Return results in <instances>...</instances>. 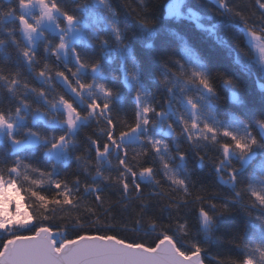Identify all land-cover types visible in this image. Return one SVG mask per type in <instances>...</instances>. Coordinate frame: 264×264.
<instances>
[{"label": "trees", "instance_id": "trees-1", "mask_svg": "<svg viewBox=\"0 0 264 264\" xmlns=\"http://www.w3.org/2000/svg\"><path fill=\"white\" fill-rule=\"evenodd\" d=\"M106 1L112 14L95 0H57L60 9L81 21L82 38L72 46L76 57L98 62L96 68L111 64L119 73L123 69L134 73L135 87L145 93L155 110L164 111L173 104L172 83L191 76L188 59L194 55L212 85L213 91L205 89L210 92L218 121L228 127L232 123L242 126L255 136L257 144L241 156L237 149L229 150L233 142L228 136L194 137L190 142L178 122L170 118L176 138L175 144L169 141L166 152H154L146 139L148 135L142 133L139 140L120 142L128 149L124 167L120 166V150L113 147L100 156L102 174H97L95 149L87 136L104 142L107 129L103 117L98 121V114H93L71 131L65 122L66 112L53 108L63 95L87 113V101L80 102L55 70L68 72L64 79L76 90L80 89V81L89 83L90 87L83 89L98 100L93 69L82 67L71 57L56 59L60 37L46 29L36 46L29 48L22 34V4L19 0H0V111L8 119L18 114L24 119L12 133L18 146L8 136L0 141V175L7 177L8 166L16 164L18 171L12 178L26 190L33 224L63 229L69 239L79 233L106 234L148 246L165 233L184 251L194 253V246L201 247L204 264H264V204L251 195L254 189L264 196V69L247 39L249 31L240 15L249 25H257L254 30L258 34L264 33V26H260L264 24V10L259 8L264 0H227L233 11L222 6L220 0H183V6H192L201 13L199 19L168 16V0ZM109 16L119 31V39L117 31L105 21ZM141 18L150 23L145 25ZM24 49L34 57L23 55ZM129 60L134 72L129 69ZM45 64L49 65L46 71L52 73L50 77L38 74ZM74 69L78 71L71 75ZM104 127L105 131H101ZM60 135L72 140L66 160L49 155L51 144ZM222 143L228 146L223 151ZM223 152H227L226 157ZM81 153L92 160L87 172L84 161L77 159ZM221 159L218 169L217 161ZM149 165L154 171L150 172ZM169 168L177 178L187 181V193L166 179L164 171ZM230 168L235 171V180L228 172ZM141 169L149 172V179L140 180ZM43 171L51 173V181L41 176ZM133 171L145 185L140 195H136L132 183ZM103 175L109 179L104 181ZM76 177L80 178L79 184L73 182ZM39 179L45 183L36 186L34 181ZM55 179L64 180L73 190L71 202L59 197L63 188L54 187ZM124 179L130 188L127 195L121 190ZM85 183L100 185L99 198L90 188L85 189ZM33 189L60 201L53 200L45 206ZM197 196L203 199L198 201ZM201 204L211 216L208 228L198 209ZM225 205L227 211L223 210ZM19 230L14 227L10 233L0 231V246Z\"/></svg>", "mask_w": 264, "mask_h": 264}, {"label": "snow or ice", "instance_id": "snow-or-ice-1", "mask_svg": "<svg viewBox=\"0 0 264 264\" xmlns=\"http://www.w3.org/2000/svg\"><path fill=\"white\" fill-rule=\"evenodd\" d=\"M33 0H19L20 4H30ZM34 2L39 6V15L36 17L37 24L29 25L25 23V31L26 34L31 39L30 32L34 30L40 20L47 18L48 20H53V11L60 10L63 11V15L68 25H71L76 19L75 16L60 9V6L57 3V0H34ZM101 3H106V0H101ZM222 6L228 8L229 11H233L229 6L227 0H220ZM259 8L264 10V3H259ZM242 18L245 21L246 29L252 34L255 38L257 36H264V33L258 34L257 30H254L257 25L253 23L249 25L248 20L240 13ZM22 21H27V17H20ZM261 19H264L262 17ZM142 23L145 25L149 24L145 18L140 19ZM260 26H264V24H260ZM113 29L117 31V39H119V31L116 29V26L113 25ZM65 42L63 37L60 42L56 45V48L63 49L65 48ZM260 51L261 61H264V47H260L257 45ZM56 49H53L55 52ZM23 55L26 57H34V53L30 52L28 49L23 50ZM77 62L82 67H88L95 70L97 63H89L86 60H82L78 55L76 57ZM49 68L48 64H45L38 72L41 76L50 77L52 73L47 72L46 70ZM78 69L71 70V75H75ZM55 74L64 79L67 78L68 72L60 71L59 69L55 70ZM135 75L134 73L132 74ZM193 77H196L198 82L206 87L209 91H213L212 85L209 79L204 75L203 72L192 71V75L186 77L188 81H192ZM167 79V78H166ZM81 88H89L90 84L80 81ZM100 92L104 94L105 100L103 103H100L98 100H92L90 102H85L89 111L87 113H82L80 109L76 106L74 101L68 100L65 96L60 95L58 97V102L64 105L66 110L65 122L69 129L74 128L76 121L80 118H87L92 116L93 114L97 115V120L99 121L100 117H103L104 125L107 129V137L102 143L99 139L95 137L87 136V139L91 142L92 147L95 149L96 159L95 163L97 165V174H102L100 171V167L102 165V161L100 160V156L102 154H106L107 151L111 148L119 149L120 152V166L124 167L125 165V157L128 149L126 147H122L119 143V138H122L128 135L130 132H135L140 124L143 123L145 125L154 123V121L150 120V114L155 110L152 105L147 103L142 105V113L138 111L135 116L134 123L131 124L127 130H121L116 133V125L117 119L113 117V114L108 111L109 105L111 101L107 99V97L111 96L113 93L111 90L107 89L104 84L100 83L97 85ZM80 89L78 88L77 91ZM138 94V101L139 96ZM189 102H192V98L189 97ZM51 104L55 105L57 101H50ZM157 114L160 112L157 110ZM183 119V117H181ZM264 124V122H261ZM7 125L10 129L14 127L13 123L8 119V115L4 112L0 111V127ZM184 128L187 129L189 127V122L184 121ZM105 127L100 129L101 131H105ZM206 129H211L213 133L216 132V129L211 128V125H205ZM224 135L228 136L229 139L232 140V146L229 147L237 149L241 156L247 154L253 145L257 144V139L255 136H237L234 133L229 131L221 130ZM190 142L191 140V134ZM14 142H19L17 138L10 137ZM150 144L152 145L153 151H158L161 141L156 138L147 137ZM72 140L69 139L67 135H60L55 141L51 144L52 148H56L58 144H63L65 147ZM163 147L167 149L168 145L166 143L163 144ZM228 147L225 144H221L220 148L225 149ZM146 154V153H145ZM181 157H183L184 153H179ZM203 158V153H200ZM223 156H227V152H223ZM77 159L81 162L84 161V171L87 172V165L92 163V160L85 158L84 154L81 153L77 156ZM163 160L164 158L161 157ZM167 163V161H165ZM222 163V159L217 161V168L219 169ZM9 172L6 175H0V189H3V198H4V208H5V216L8 218L16 217L17 203L19 202L21 206V212L24 209L29 210V204L26 203L28 196L26 194V190L20 185L19 182L15 181L12 178V175L18 171V166L16 164H12L8 166ZM149 170L154 171L149 165ZM233 180H235V171L234 169H228ZM42 177H47L49 181L52 180L51 173L48 171H43L41 173ZM164 176L168 181H170L173 185L177 186L179 189L183 190V192L187 193L189 191L188 183L186 180L179 179L175 175L174 171L169 168L167 171H164ZM109 177L107 175H103V180L107 181ZM149 179L145 175V169L140 170V180ZM74 183L79 184L80 178L76 177L73 181ZM151 182V181H149ZM159 183V181H156ZM36 186L42 185L45 183L44 179H39L34 181ZM136 195H140L144 186L140 183L139 180L136 179L135 171H133V181H132ZM54 187L56 189L63 188L62 192H59V197H63L65 200L71 202L73 200V190L68 187V183L61 179H55ZM86 190L89 188L97 195L99 198L100 185L93 184L89 185L87 183L84 184ZM121 190L125 195L130 191L128 180L124 179L122 181ZM35 195H38L45 201V206L47 203L55 200L59 202L60 199L58 197H48L42 193H36L35 190H32ZM78 191V189H77ZM203 192V189L200 190ZM253 197L260 200L261 204H264V196H261L260 193L256 192L254 189L251 192ZM196 199L198 201L203 199V196H197ZM200 213L203 215V222L207 223L211 216L206 214V209L201 204L198 208ZM223 210L227 211V206H223ZM29 217L21 216L19 219H13V223L15 225L20 226V230L18 232H23L26 234H18V232L14 235H9V237L2 241V246H0V264H203L202 259L200 258V254L202 252V248L199 246H194L195 256L191 252L184 251L180 245L175 241L173 237H168L164 239L165 233L161 234V238L156 240L153 244L146 246L143 242H126L124 238H117L115 235H100V234H78L75 235V238L69 239L63 235V229H57L53 226H47L45 224H41V226H36L32 224L34 219L33 215L29 211ZM37 219V217H36ZM44 219H47L45 217ZM29 225H31L29 227ZM4 227L7 228V222L4 223ZM168 240L172 241V245L168 248H165V244H167ZM187 258V259H186Z\"/></svg>", "mask_w": 264, "mask_h": 264}, {"label": "rangeland", "instance_id": "rangeland-1", "mask_svg": "<svg viewBox=\"0 0 264 264\" xmlns=\"http://www.w3.org/2000/svg\"><path fill=\"white\" fill-rule=\"evenodd\" d=\"M95 2L98 5L110 10L107 1L106 3H101V0H95ZM110 12L111 14L113 13L112 10H110ZM21 13V17H27V21H22L21 19L20 20L23 38L29 48L33 49L36 46L37 42L42 37V31L46 29L53 32V34L58 35L60 37V40L63 37L66 45L65 48H58L57 52L54 53L56 59L60 60V57L69 59L71 57L73 58V60H77L72 46L82 38L83 29L80 25L81 21L75 19L71 25H68L67 21L64 18V15L59 10H54V19L48 20L47 18H45L40 20L38 26L34 30H31V39H29V36L25 31V23H28L29 25L37 24L36 17L39 15V6L33 0L32 3L23 4L21 6ZM166 14L168 16H190L196 19H199L201 17V13L197 9L193 8L192 6H183V0H168L166 3ZM60 18H62L63 22H61L62 20ZM105 21L107 25L113 29L114 22L112 16L107 17ZM247 39L254 49L257 61L264 69V61H261L260 51L257 47V45L260 47H264V37L257 36L254 38L250 32H247ZM188 62L191 75L193 70L204 73L202 65L196 56H190ZM80 69L83 70L81 66ZM129 69L134 72V67L133 63L131 64V60H129ZM93 73L96 77V91L100 97L98 101L100 103H103L105 100L104 94L101 93L99 88L97 87L98 84H104L105 87L111 90V92L113 93L111 96L107 97V99L111 101L108 110L113 114V117L117 119V125L115 129L116 133L118 134V132L121 130H127V128L134 123L136 113L138 111H141L142 113V105L145 103L149 104L145 97V93L139 88L135 87L137 83V76H133V73L129 74L128 70L126 69H123L122 72L119 73L112 67L111 64H104L101 67L95 68V70H93ZM62 81L64 82L65 86L75 94L80 102H90L94 100L83 88H81V86L80 90L77 91L73 88V85H71L69 81L65 79H62ZM172 81L173 79L171 80V82ZM172 84H174V89H171L173 104H168L164 111L158 110L160 112L159 115L157 114V110H154L150 114V120L154 121V123H150L147 125L141 123L140 127L135 132H130L128 135L119 138V143L130 140H139L140 134L143 133L147 134L148 137L159 139L162 143L158 151L166 152L169 148V141H171V144H175L176 138L175 129L173 128L172 123L169 121L170 118L178 122V125L180 126L182 132L187 137H190L189 134H191V138L210 137L216 139L219 135L226 136L221 131L225 129L231 133L236 134L237 136H249L246 129L236 123H232L228 127L224 123L218 121L215 114L214 104L210 99V92L206 90L205 87L200 86V83H198L196 77H193L192 81H188L186 78H180L178 80H175ZM138 94H141L139 96V101L137 98ZM189 97L192 98V102H189ZM53 108H59L66 112L64 105L59 102L55 106H53ZM36 116L38 117L40 115L37 114ZM181 117H183V119H181ZM9 120L13 123L14 127L11 129L7 125L0 127V141L3 140L6 136H8L9 138L12 137V133L16 129L17 125L24 122V119L20 114L16 115L15 119ZM83 120L84 118L78 119L71 131H74L79 123H81ZM184 121L189 122V127L187 129H185L183 126ZM206 124L211 125V128L216 129V132L213 133L211 129H206ZM169 130L170 135L168 137L171 140L164 136V134ZM164 143L168 145L167 149L163 147ZM13 144L15 146L19 145L18 142L14 141ZM67 150L68 145L67 147H65L61 143L58 144L56 148H51L49 150V155L55 160H66L68 155ZM145 175L146 177H149V172H145ZM21 216L29 217V219H31L28 209H24L23 212H21V206L19 202L17 203L16 217L8 218L5 216L3 189H0V231L8 230L7 233H10V230H13L14 227H18L20 229V226L13 223V219H19L21 218ZM5 222H7L8 224L7 228L4 227ZM203 225L205 228H208L209 221L207 223L203 222ZM30 226L31 225H29V227ZM246 264L252 263L247 262Z\"/></svg>", "mask_w": 264, "mask_h": 264}, {"label": "water", "instance_id": "water-1", "mask_svg": "<svg viewBox=\"0 0 264 264\" xmlns=\"http://www.w3.org/2000/svg\"><path fill=\"white\" fill-rule=\"evenodd\" d=\"M169 128V127H168ZM170 135V130L169 131H167L165 134H164V136L165 137H168ZM168 237H165L164 239H167ZM172 245V241L171 240H168V242H167V244H165V248H168L169 246H171ZM193 255L195 256L196 254H195V252L193 253ZM187 259V258H186ZM204 264V263H203Z\"/></svg>", "mask_w": 264, "mask_h": 264}, {"label": "bare ground", "instance_id": "bare-ground-1", "mask_svg": "<svg viewBox=\"0 0 264 264\" xmlns=\"http://www.w3.org/2000/svg\"><path fill=\"white\" fill-rule=\"evenodd\" d=\"M201 258V257H200Z\"/></svg>", "mask_w": 264, "mask_h": 264}]
</instances>
